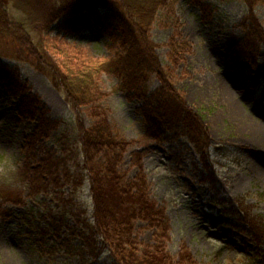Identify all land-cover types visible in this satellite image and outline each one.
<instances>
[{"label":"rangeland","instance_id":"374dc122","mask_svg":"<svg viewBox=\"0 0 264 264\" xmlns=\"http://www.w3.org/2000/svg\"><path fill=\"white\" fill-rule=\"evenodd\" d=\"M15 1L4 0L9 16L33 38L43 39L55 62L75 58L102 64L121 49L113 30L95 20L90 26L70 23L69 14L50 20L43 8L59 0H19L18 6ZM169 4L159 11L148 36L164 69L173 71L174 87L199 117L209 145L201 153L170 129L160 141L146 137L142 100L123 89L115 74H99L97 84L106 97L98 106L113 135L130 142L119 172L129 183L145 174L149 199L161 208L165 222V229L161 225L155 231L137 220L131 238L140 253L152 251L166 231L165 264H264V1L253 12L260 35L259 30L249 33V11L240 0H205L204 11L190 0ZM250 38H256L254 45ZM8 45L0 51L17 49L13 41ZM5 53L0 68L16 73L19 84L9 88L0 79V190L17 191L22 201L3 206L0 264H112L109 249L97 259L75 252L84 245L77 233L82 226L67 238L47 225L55 217L63 230L75 227L77 219L66 212L71 207L87 211L91 219L88 182L72 198L63 174L60 187L39 174L45 155L64 156L61 168L68 166L73 174L78 163L82 166L77 123L63 93L44 74L30 61ZM159 87L155 76L146 82L147 92ZM24 95L36 96L47 118L61 122L48 138L32 144L28 141L37 133L38 121L19 113ZM81 118L86 128L99 119L91 108L82 109Z\"/></svg>","mask_w":264,"mask_h":264},{"label":"trees","instance_id":"16d2710c","mask_svg":"<svg viewBox=\"0 0 264 264\" xmlns=\"http://www.w3.org/2000/svg\"><path fill=\"white\" fill-rule=\"evenodd\" d=\"M190 1L203 11L207 8L205 0ZM240 1L249 11V33L259 30L257 35H260L262 29L253 18V12L264 0ZM16 2L19 3V0L15 1L18 6ZM169 2L170 0H59L56 4L46 6V10L43 8L52 21L59 19L63 14H69L68 18L72 20L67 21L70 23L77 21L90 26L95 20L101 27L113 30L112 35L120 43L121 49L110 61L97 64L90 59L80 62L67 57L65 61L55 62L50 57L47 46L43 44L44 40L35 39L24 31L26 27L11 19L4 0H0V47H8L11 41L17 44V49L2 50L0 55L12 52L16 58L30 61L36 70L44 74L53 86L63 93L77 123V143L80 144V152L84 158L82 166L78 163L73 174L68 166L62 170L61 167L66 164L64 156L59 158L53 154L45 155L40 160L39 174L47 175L49 184L56 187L62 185L60 173L63 174L66 183L71 185L72 198L86 182L90 185L91 219L87 216V211H78L77 207H71L66 212L77 219L75 227L63 230L61 222L56 221L55 217L47 225H50L59 237L67 233V238L82 226V230L77 233L83 237L84 245L75 252L79 253L81 250L91 258L97 259L109 249L112 264H165L162 237H166V231L158 235L156 248L152 251L142 250L140 253L135 239L131 238L137 220L145 222L148 229L155 231L160 230L161 225L165 229V222L161 216V208L149 199L145 174L141 172L129 183L125 175L119 172L122 155L130 148V142L113 135L106 113L98 106L106 97L97 84L99 74H115L121 79L123 89L133 91L134 95L142 100L141 111L146 123V137L160 141L163 139L162 134L170 129L185 137L201 153L209 145L199 117L187 107L174 87L170 79L173 71L164 69L155 52L156 46L148 36L149 28L155 23L159 11L166 9L170 5ZM41 25V29H44L45 21ZM47 28L48 26L44 32ZM250 39V44L254 45L253 40L256 38ZM170 57L173 59L174 55L171 53ZM152 76L160 80V87L155 92H147L146 82ZM0 79L7 81L9 88L12 86L14 89V86L19 84L18 75L6 68H0ZM16 89L20 90V85L16 86ZM23 97L19 113L32 116L38 121L37 133L29 138V144L39 138H48L50 131L59 129L61 122L47 118L46 110L36 96ZM85 108H91L93 115L99 118L91 128H86L81 118V110ZM134 156L141 166V154L136 153ZM21 201L17 191L1 189L0 216L5 214L3 206L6 203L20 204Z\"/></svg>","mask_w":264,"mask_h":264}]
</instances>
